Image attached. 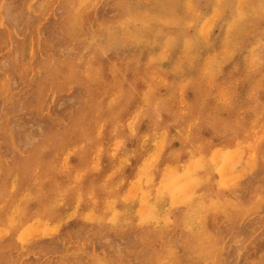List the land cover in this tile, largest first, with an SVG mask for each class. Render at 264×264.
Returning <instances> with one entry per match:
<instances>
[{"label":"rangeland","instance_id":"rangeland-1","mask_svg":"<svg viewBox=\"0 0 264 264\" xmlns=\"http://www.w3.org/2000/svg\"><path fill=\"white\" fill-rule=\"evenodd\" d=\"M263 132L264 0H0V264H264Z\"/></svg>","mask_w":264,"mask_h":264},{"label":"bare ground","instance_id":"bare-ground-1","mask_svg":"<svg viewBox=\"0 0 264 264\" xmlns=\"http://www.w3.org/2000/svg\"><path fill=\"white\" fill-rule=\"evenodd\" d=\"M111 7V6H110ZM219 7V6H218ZM161 10V9H160ZM214 11V10H213ZM247 11V10H246ZM214 17V16H213ZM139 18V17H138ZM244 18V17H243ZM143 20H146V19H143ZM56 25V24H55ZM232 28V27H231ZM234 30V29H233ZM231 32V31H230ZM25 33V32H24ZM228 33H229V31H228ZM230 35V34H229ZM227 37V36H226ZM227 39V38H226ZM193 46H195V45H193ZM192 46V47H193ZM164 48V47H163ZM184 49V48H183ZM90 56V55H89ZM207 63H208V61H207ZM209 65H210V63H209ZM154 69V68H153ZM186 83V82H185ZM135 104V103H134ZM146 105V104H145ZM150 105V104H149ZM108 106V105H107ZM138 106V105H137ZM108 108V107H107ZM106 111V110H105ZM70 112V111H69ZM199 114V113H198ZM91 115V114H90ZM180 124V123H179ZM98 125V124H97ZM92 126V125H91ZM129 126V125H128ZM183 126V125H182ZM98 127V126H97ZM111 128V127H110ZM97 130V129H96ZM88 133V132H87ZM246 133V132H245ZM264 133V132H263ZM260 134V133H259ZM95 135V134H94ZM258 137V136H257ZM182 139V138H181ZM80 142V141H79ZM81 143V142H80ZM252 144V143H251ZM76 145V144H75ZM109 148V147H108ZM250 149V148H249ZM68 154V153H67ZM157 155V154H156ZM31 162V161H30ZM263 164V163H262ZM97 166V165H96ZM172 166V165H171ZM29 172V171H28ZM12 173V172H11ZM164 174V173H163ZM235 179V178H234ZM36 181V180H35ZM21 196V195H20ZM128 196V195H127ZM23 197V196H22ZM110 203V202H109ZM16 208V207H15ZM67 213V212H66ZM151 220V219H150ZM185 221V220H184ZM30 227V226H29ZM35 228V227H34ZM2 229V228H1ZM29 229V228H28ZM30 233V232H29ZM23 234V233H22ZM26 235V234H25ZM198 235V234H197ZM206 239V238H205ZM201 240V239H200ZM214 249V248H213ZM211 251V250H210ZM182 255V254H181ZM173 258V257H172ZM161 261H163V260H161ZM165 263V262H164Z\"/></svg>","mask_w":264,"mask_h":264}]
</instances>
